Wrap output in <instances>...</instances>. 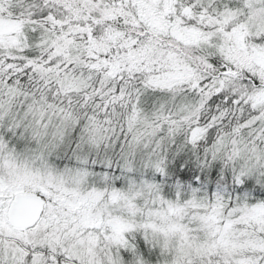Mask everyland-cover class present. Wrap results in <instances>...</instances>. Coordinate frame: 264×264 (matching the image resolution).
<instances>
[{
  "label": "snow or ice",
  "instance_id": "1",
  "mask_svg": "<svg viewBox=\"0 0 264 264\" xmlns=\"http://www.w3.org/2000/svg\"><path fill=\"white\" fill-rule=\"evenodd\" d=\"M0 264H264V0H0Z\"/></svg>",
  "mask_w": 264,
  "mask_h": 264
}]
</instances>
